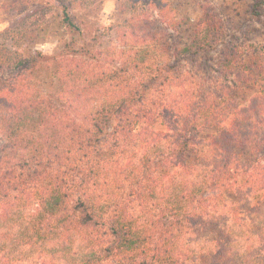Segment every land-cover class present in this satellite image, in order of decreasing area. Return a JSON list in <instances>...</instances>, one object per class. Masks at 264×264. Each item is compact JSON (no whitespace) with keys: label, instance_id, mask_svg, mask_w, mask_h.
<instances>
[{"label":"trees","instance_id":"obj_1","mask_svg":"<svg viewBox=\"0 0 264 264\" xmlns=\"http://www.w3.org/2000/svg\"><path fill=\"white\" fill-rule=\"evenodd\" d=\"M54 1L73 32L103 0ZM117 1L118 48L55 59L56 94L0 45V264H264V52L231 31L264 0Z\"/></svg>","mask_w":264,"mask_h":264},{"label":"rangeland","instance_id":"obj_2","mask_svg":"<svg viewBox=\"0 0 264 264\" xmlns=\"http://www.w3.org/2000/svg\"><path fill=\"white\" fill-rule=\"evenodd\" d=\"M169 1L176 8L178 17H186L190 21H196L202 15L204 5H211L223 11L225 15L230 12L240 13L243 7L251 2V0ZM117 2L103 0L93 6L75 9L72 13L76 15L74 21L79 30L72 32L68 27L59 24L61 9L54 0H0V45L23 48L28 53L40 51L46 55L35 71L32 83L40 93L56 94V82L52 77L55 61L67 62V59H71V54L94 61L91 56L97 55L98 51L118 48L117 35L111 28L117 19ZM262 19L241 25H237L235 21L231 31L240 35L241 31L248 30L250 40L264 52V16ZM68 44L69 49L65 47ZM255 92L264 94V76L258 79L253 91L247 94L251 96Z\"/></svg>","mask_w":264,"mask_h":264}]
</instances>
